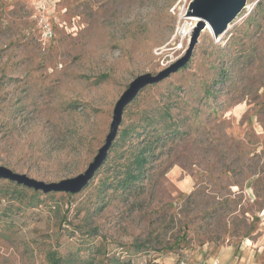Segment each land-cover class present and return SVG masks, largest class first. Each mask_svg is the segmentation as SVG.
Masks as SVG:
<instances>
[{
    "label": "rangeland",
    "instance_id": "1",
    "mask_svg": "<svg viewBox=\"0 0 264 264\" xmlns=\"http://www.w3.org/2000/svg\"><path fill=\"white\" fill-rule=\"evenodd\" d=\"M189 1L0 0V165L44 182L82 173L128 84L184 55ZM166 126L178 132L144 179L115 187L123 152ZM18 189L0 201V264H48L50 250L171 264L247 240L264 264V0L216 39L202 29L184 66L138 92L80 191Z\"/></svg>",
    "mask_w": 264,
    "mask_h": 264
},
{
    "label": "water",
    "instance_id": "2",
    "mask_svg": "<svg viewBox=\"0 0 264 264\" xmlns=\"http://www.w3.org/2000/svg\"><path fill=\"white\" fill-rule=\"evenodd\" d=\"M246 0H190L185 11V16L194 19L195 25L190 37L188 48L184 55L177 59L168 67L156 74L144 73L136 76L121 93L116 100L108 132L104 138V143L98 148L92 161L86 169L70 178H64L57 182H44L29 177L24 173H17L10 168L0 165V179H6L16 184L32 188L43 193L67 192L76 193L80 191L92 178L95 171L105 160L108 150L117 134L121 122L124 108L137 96L138 92L149 84H154L167 77L184 66L188 61L193 47L197 42L199 32L207 25L210 26L211 34L216 39L224 33L228 25L235 19L240 11L245 7Z\"/></svg>",
    "mask_w": 264,
    "mask_h": 264
},
{
    "label": "trees",
    "instance_id": "3",
    "mask_svg": "<svg viewBox=\"0 0 264 264\" xmlns=\"http://www.w3.org/2000/svg\"><path fill=\"white\" fill-rule=\"evenodd\" d=\"M168 113V111H166ZM177 129L171 127H161L160 130H154V135L149 140L143 141L138 144L136 150H130L127 148L123 152V156L125 158L124 162H120L121 168L120 172L116 176L114 180V186L121 190H131V188L137 185L140 181H142L145 177L146 173V164L149 162V157L153 156L155 150L162 146L165 142L166 138L173 137L177 134ZM128 132H125V141ZM6 180V179H5ZM10 184H15V188L18 191L19 196H22L21 190L18 187L23 186L16 184L13 181L7 180ZM26 187V186H23ZM14 189L10 190L8 187H4L0 190V201L1 199L10 198V199H18V196H13ZM28 188V187H27ZM36 191V190H35ZM38 194V192H35ZM125 252V251H124ZM179 255V254H178ZM178 255H173L176 258ZM180 256V255H179ZM46 258L48 264H96L94 260L88 259H80L78 257H73V255H62L59 254L56 250H50L46 253ZM173 258V261H174ZM190 258V257H189ZM115 263L122 264L119 259H114Z\"/></svg>",
    "mask_w": 264,
    "mask_h": 264
},
{
    "label": "crops",
    "instance_id": "4",
    "mask_svg": "<svg viewBox=\"0 0 264 264\" xmlns=\"http://www.w3.org/2000/svg\"><path fill=\"white\" fill-rule=\"evenodd\" d=\"M210 249L211 253L206 258L200 257V255L202 256V254H204L205 248H202L199 251L193 250L191 252V259L195 261L200 260L197 261L200 263H210L213 259H217L219 264H257V262H255L254 254L251 253L254 249L249 240L241 245L227 244L215 248L212 247ZM170 260L171 262H169L173 263V257H171Z\"/></svg>",
    "mask_w": 264,
    "mask_h": 264
},
{
    "label": "built area",
    "instance_id": "5",
    "mask_svg": "<svg viewBox=\"0 0 264 264\" xmlns=\"http://www.w3.org/2000/svg\"><path fill=\"white\" fill-rule=\"evenodd\" d=\"M42 28L46 31V26L43 24ZM50 32V31H47ZM156 264H159L156 261ZM171 264H205V263H200L195 260H192L191 258H188V255H178L176 258H174L173 263ZM207 264H219V261L217 259H213L210 263Z\"/></svg>",
    "mask_w": 264,
    "mask_h": 264
},
{
    "label": "bare ground",
    "instance_id": "6",
    "mask_svg": "<svg viewBox=\"0 0 264 264\" xmlns=\"http://www.w3.org/2000/svg\"><path fill=\"white\" fill-rule=\"evenodd\" d=\"M193 21H194V19H192ZM188 28V27H187ZM186 27L182 30V34H186V33H188L189 31H190V27L187 29ZM206 29L211 33V29H210V26L209 25H207L206 26ZM181 33V32H180Z\"/></svg>",
    "mask_w": 264,
    "mask_h": 264
}]
</instances>
